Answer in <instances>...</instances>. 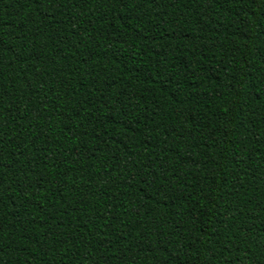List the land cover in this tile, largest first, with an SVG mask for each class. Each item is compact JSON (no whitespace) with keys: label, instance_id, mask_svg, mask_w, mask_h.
<instances>
[{"label":"trees","instance_id":"obj_1","mask_svg":"<svg viewBox=\"0 0 264 264\" xmlns=\"http://www.w3.org/2000/svg\"><path fill=\"white\" fill-rule=\"evenodd\" d=\"M0 264H264V0H0Z\"/></svg>","mask_w":264,"mask_h":264}]
</instances>
